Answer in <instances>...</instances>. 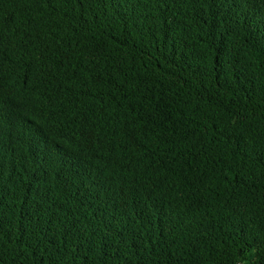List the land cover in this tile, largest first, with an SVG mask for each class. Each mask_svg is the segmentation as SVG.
I'll list each match as a JSON object with an SVG mask.
<instances>
[{"label":"trees","instance_id":"obj_1","mask_svg":"<svg viewBox=\"0 0 264 264\" xmlns=\"http://www.w3.org/2000/svg\"><path fill=\"white\" fill-rule=\"evenodd\" d=\"M0 264H264V0H0Z\"/></svg>","mask_w":264,"mask_h":264},{"label":"snow or ice","instance_id":"obj_2","mask_svg":"<svg viewBox=\"0 0 264 264\" xmlns=\"http://www.w3.org/2000/svg\"><path fill=\"white\" fill-rule=\"evenodd\" d=\"M6 118H7V116H6V114H5L4 110H3V108L0 107V123H2ZM260 162H261L262 164H264V153H262V155H261V160H260Z\"/></svg>","mask_w":264,"mask_h":264}]
</instances>
